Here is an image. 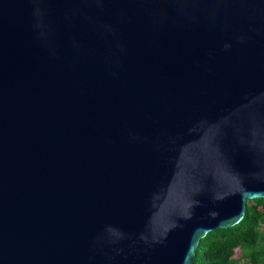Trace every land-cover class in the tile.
<instances>
[{
    "label": "water",
    "instance_id": "95a60500",
    "mask_svg": "<svg viewBox=\"0 0 264 264\" xmlns=\"http://www.w3.org/2000/svg\"><path fill=\"white\" fill-rule=\"evenodd\" d=\"M264 197V0H0V264H192Z\"/></svg>",
    "mask_w": 264,
    "mask_h": 264
},
{
    "label": "trees",
    "instance_id": "16d2710c",
    "mask_svg": "<svg viewBox=\"0 0 264 264\" xmlns=\"http://www.w3.org/2000/svg\"><path fill=\"white\" fill-rule=\"evenodd\" d=\"M192 264H264V197L247 199L238 223L202 237Z\"/></svg>",
    "mask_w": 264,
    "mask_h": 264
},
{
    "label": "rangeland",
    "instance_id": "374dc122",
    "mask_svg": "<svg viewBox=\"0 0 264 264\" xmlns=\"http://www.w3.org/2000/svg\"><path fill=\"white\" fill-rule=\"evenodd\" d=\"M236 255H239V251L238 250L236 251Z\"/></svg>",
    "mask_w": 264,
    "mask_h": 264
}]
</instances>
